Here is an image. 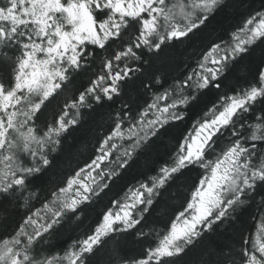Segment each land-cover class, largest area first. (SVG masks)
I'll use <instances>...</instances> for the list:
<instances>
[{
  "label": "snow or ice",
  "instance_id": "obj_1",
  "mask_svg": "<svg viewBox=\"0 0 264 264\" xmlns=\"http://www.w3.org/2000/svg\"><path fill=\"white\" fill-rule=\"evenodd\" d=\"M0 264H264V0H0Z\"/></svg>",
  "mask_w": 264,
  "mask_h": 264
},
{
  "label": "trees",
  "instance_id": "obj_2",
  "mask_svg": "<svg viewBox=\"0 0 264 264\" xmlns=\"http://www.w3.org/2000/svg\"><path fill=\"white\" fill-rule=\"evenodd\" d=\"M69 143L71 144L72 162L82 163L88 160L92 155L95 141L92 139V133H90L88 127L85 126L83 129L72 134L69 138ZM144 163L145 161L141 159L133 165L132 169L125 173L124 181L127 182L129 186L135 183L139 170ZM121 186L123 187V184Z\"/></svg>",
  "mask_w": 264,
  "mask_h": 264
}]
</instances>
